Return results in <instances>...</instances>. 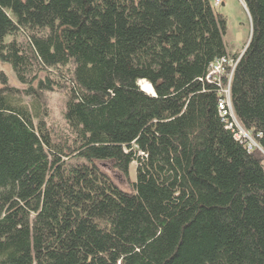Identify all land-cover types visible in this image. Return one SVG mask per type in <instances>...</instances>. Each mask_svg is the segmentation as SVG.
I'll use <instances>...</instances> for the list:
<instances>
[{"label": "trees", "instance_id": "1", "mask_svg": "<svg viewBox=\"0 0 264 264\" xmlns=\"http://www.w3.org/2000/svg\"><path fill=\"white\" fill-rule=\"evenodd\" d=\"M242 1L229 89L252 150L206 80L229 55L209 0H0L21 86L0 88V264H264V0ZM48 91L66 97L58 136ZM98 161L125 178L135 162L130 191Z\"/></svg>", "mask_w": 264, "mask_h": 264}, {"label": "rangeland", "instance_id": "2", "mask_svg": "<svg viewBox=\"0 0 264 264\" xmlns=\"http://www.w3.org/2000/svg\"><path fill=\"white\" fill-rule=\"evenodd\" d=\"M214 10L222 14L226 19V29L223 35V42L227 54L239 55L246 42H248L250 35V21L248 14L244 8V4L239 0H219L214 4L213 0H209ZM238 34L240 37H238ZM11 38L7 36L5 41ZM0 73L5 79L2 82L0 77V88L11 87L21 89L11 66L7 63L0 61ZM65 93L63 91L45 92L41 93V101L46 106L47 115L46 122L48 126L54 131L55 136L60 135L64 131V121L62 112L64 110ZM23 100L28 102V98L24 97ZM98 167L105 172L114 183L123 190L130 191V182L135 180V166L136 163L132 162L129 166L128 177H123L119 172L113 169L109 162L98 161Z\"/></svg>", "mask_w": 264, "mask_h": 264}, {"label": "built area", "instance_id": "3", "mask_svg": "<svg viewBox=\"0 0 264 264\" xmlns=\"http://www.w3.org/2000/svg\"><path fill=\"white\" fill-rule=\"evenodd\" d=\"M242 2V0H239ZM219 0H214V4ZM239 55H227L209 65L206 80L210 83H215L219 89V99L217 102L218 113L225 124V128L232 131L234 139L240 142H245L247 150L259 148L253 140L251 134L244 130L237 122L230 101V81L234 67L241 57Z\"/></svg>", "mask_w": 264, "mask_h": 264}, {"label": "bare ground", "instance_id": "4", "mask_svg": "<svg viewBox=\"0 0 264 264\" xmlns=\"http://www.w3.org/2000/svg\"><path fill=\"white\" fill-rule=\"evenodd\" d=\"M141 85H142V87H143V89L145 91H146V89H148L150 92H152V89H151V86L149 85V83H147V82H141ZM229 91H230V89H229Z\"/></svg>", "mask_w": 264, "mask_h": 264}, {"label": "crops", "instance_id": "5", "mask_svg": "<svg viewBox=\"0 0 264 264\" xmlns=\"http://www.w3.org/2000/svg\"><path fill=\"white\" fill-rule=\"evenodd\" d=\"M238 37H240V35L238 34ZM234 54V53H233Z\"/></svg>", "mask_w": 264, "mask_h": 264}]
</instances>
